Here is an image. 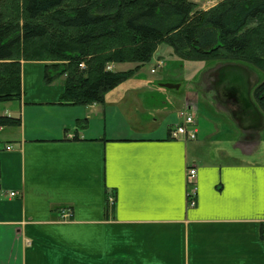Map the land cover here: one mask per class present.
I'll return each mask as SVG.
<instances>
[{"label":"crops","instance_id":"0c3cea01","mask_svg":"<svg viewBox=\"0 0 264 264\" xmlns=\"http://www.w3.org/2000/svg\"><path fill=\"white\" fill-rule=\"evenodd\" d=\"M219 65L207 83L224 108L204 110L195 91L134 77L66 104L62 78L23 62L20 99L0 102V264H264V115L251 76L257 119L240 123ZM184 114L194 141L169 135Z\"/></svg>","mask_w":264,"mask_h":264},{"label":"trees","instance_id":"16d2710c","mask_svg":"<svg viewBox=\"0 0 264 264\" xmlns=\"http://www.w3.org/2000/svg\"><path fill=\"white\" fill-rule=\"evenodd\" d=\"M161 43L183 59L250 64L264 74V0H221L209 11L193 0H0V102L20 99L23 62H44L45 83L66 76L63 102L103 103ZM62 62L67 68L49 74L48 63ZM111 63L135 68L108 71ZM253 93L264 112V81Z\"/></svg>","mask_w":264,"mask_h":264},{"label":"rangeland","instance_id":"374dc122","mask_svg":"<svg viewBox=\"0 0 264 264\" xmlns=\"http://www.w3.org/2000/svg\"><path fill=\"white\" fill-rule=\"evenodd\" d=\"M221 0H193L196 5V10L200 11H209L216 7ZM163 61V66H159V62ZM224 60H206V61H193L189 59H183L176 55L175 50L172 46L166 43H161L157 46L151 60L135 69L133 75L135 81H160L163 84H172V85H180L181 91L170 90L169 92L175 93L176 95H183L185 92L195 91L200 96L199 100L201 103V107L206 110L207 100L213 103L216 106L221 108L220 101L216 96V93L213 91V86L208 85L207 76L208 74L214 70L216 67L220 66L219 64H223ZM49 64L48 70H51L49 74L55 75L57 74V69L59 72L63 71L64 68H67L68 64L65 62L53 64L57 66H52ZM244 68L248 69L252 76L253 85L260 84L264 81V74L259 71L257 68L250 64H243ZM109 66L113 71L119 70V68H123L124 70L135 68V66L131 63L124 64H115L111 63ZM60 67V68H58ZM129 69V70H130ZM128 71V70H127ZM154 71V73H152ZM130 77V78H131ZM63 80L66 79V76L60 77ZM63 80H61L63 82ZM258 80V83H257ZM253 87V86H252ZM262 95V94H261ZM260 95V96H261ZM264 97V95H263ZM201 108V109H202ZM202 109V110H203ZM203 110V111H204ZM202 118L207 119L206 113H200ZM264 115V112H263ZM220 122L222 121L219 119ZM217 121V120H215ZM175 127L170 129L169 135L171 136V132ZM188 176V173H187Z\"/></svg>","mask_w":264,"mask_h":264},{"label":"water","instance_id":"95a60500","mask_svg":"<svg viewBox=\"0 0 264 264\" xmlns=\"http://www.w3.org/2000/svg\"><path fill=\"white\" fill-rule=\"evenodd\" d=\"M219 75L226 82L225 92L236 96L245 112L255 111L250 97L252 83L249 71L237 65H227L220 69Z\"/></svg>","mask_w":264,"mask_h":264},{"label":"built area","instance_id":"2783aa9c","mask_svg":"<svg viewBox=\"0 0 264 264\" xmlns=\"http://www.w3.org/2000/svg\"><path fill=\"white\" fill-rule=\"evenodd\" d=\"M83 66V65H82ZM162 66V63H160ZM109 70L111 67L108 68ZM171 136L175 139L183 138L185 140H195L197 137V128H196V121L195 117L192 115H185L184 116V123L182 125L177 126L172 132ZM7 150H11V147H7ZM197 171L194 168H190L188 170V181L194 182L196 180ZM196 194L197 190L193 189L190 190L187 194L188 204L190 208H194L196 205ZM12 197L16 195V193L10 194ZM110 203H113V198L109 199ZM70 211L65 210L62 212V217L64 219H68L70 217Z\"/></svg>","mask_w":264,"mask_h":264},{"label":"flooded vegetation","instance_id":"af4514ba","mask_svg":"<svg viewBox=\"0 0 264 264\" xmlns=\"http://www.w3.org/2000/svg\"><path fill=\"white\" fill-rule=\"evenodd\" d=\"M214 74V77L216 76V77H220V71H216L215 73H213ZM243 107V106H242ZM243 111H244V113H242L241 111L239 112V114H238V119H239V121H240V123H247V122H249V123H251V122H255L256 121V114H255V111H253V110H249V111H247V112H245V110L243 109Z\"/></svg>","mask_w":264,"mask_h":264}]
</instances>
